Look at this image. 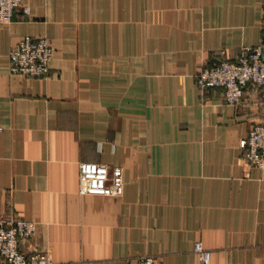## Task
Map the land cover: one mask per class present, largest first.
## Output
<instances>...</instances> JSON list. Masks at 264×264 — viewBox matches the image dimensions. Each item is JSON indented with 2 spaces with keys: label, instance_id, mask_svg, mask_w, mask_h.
<instances>
[{
  "label": "crops",
  "instance_id": "crops-1",
  "mask_svg": "<svg viewBox=\"0 0 264 264\" xmlns=\"http://www.w3.org/2000/svg\"><path fill=\"white\" fill-rule=\"evenodd\" d=\"M0 25V216L37 223L53 264H264V168L242 155L261 91L227 104L196 75L264 44V0H23ZM25 36L46 77L12 75ZM120 166V197L80 196L78 164ZM23 248L26 245L23 244Z\"/></svg>",
  "mask_w": 264,
  "mask_h": 264
},
{
  "label": "built area",
  "instance_id": "built-area-1",
  "mask_svg": "<svg viewBox=\"0 0 264 264\" xmlns=\"http://www.w3.org/2000/svg\"><path fill=\"white\" fill-rule=\"evenodd\" d=\"M24 15L30 10L23 0H0V25L11 22L15 10ZM54 50L47 38L25 36L8 53L9 72L12 75L46 77L50 74V61ZM199 89L218 87L223 90L227 104L240 102L246 84H253L261 91L264 100V44L240 48L233 60L219 59L204 66L196 75ZM242 159L254 168H264V124L251 125L247 138L241 142ZM124 190V174L120 166L81 161L78 164V189L80 196L99 195L120 197ZM37 223L17 214L0 216V264H53L46 250L34 244ZM23 244L26 248H23ZM193 252L200 264H210L211 251L199 241ZM137 264H157L151 255H140Z\"/></svg>",
  "mask_w": 264,
  "mask_h": 264
}]
</instances>
